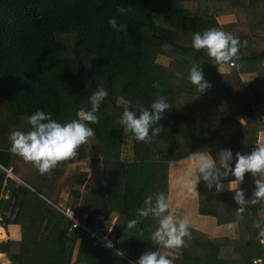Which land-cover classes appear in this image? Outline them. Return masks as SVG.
<instances>
[{
    "label": "trees",
    "instance_id": "trees-1",
    "mask_svg": "<svg viewBox=\"0 0 264 264\" xmlns=\"http://www.w3.org/2000/svg\"><path fill=\"white\" fill-rule=\"evenodd\" d=\"M117 7L126 13L118 14ZM112 16L125 25L123 31L108 25ZM208 29L239 38L234 67L221 64L219 72L205 50L192 47L193 33ZM193 64L211 85L203 93L187 79ZM153 81L161 85L170 108L160 121L163 130L145 143L125 136L117 121L125 105L150 108L157 92ZM98 87L108 92L96 113L98 123L90 124L96 142L91 168L100 169V176L83 195L87 174L79 173L72 189L67 183V197L80 219L88 215L89 230L113 229L114 249L82 228L71 229V220L51 205L63 199L60 187L68 163L88 157L87 143L76 157L45 174L9 150L11 132L31 129L27 116L39 109L60 123L76 119L78 111L90 110L88 97ZM261 131L264 0H0V164L13 167L20 181L6 179L0 170V216L4 224L20 226L22 237L9 241L4 226V260L7 254L13 264H133V256L151 248L150 236L158 227L157 218L140 217L137 209L145 207L148 195L167 196L169 165L198 150L214 156L221 149H231L234 157L248 153ZM129 147L132 160L123 162ZM254 179L246 173L241 182L246 200L252 198ZM231 180L235 177L222 182ZM198 195L203 201L216 198L200 213L220 226L233 224L236 236L211 238L189 227L180 264L264 261V237L255 226L260 222L264 228V204L250 202L237 214L234 191L209 190L203 181ZM132 219L137 224L129 229ZM117 249L123 255L117 256Z\"/></svg>",
    "mask_w": 264,
    "mask_h": 264
},
{
    "label": "clouds",
    "instance_id": "clouds-1",
    "mask_svg": "<svg viewBox=\"0 0 264 264\" xmlns=\"http://www.w3.org/2000/svg\"><path fill=\"white\" fill-rule=\"evenodd\" d=\"M126 11L123 7L116 9L118 14H124ZM107 23L115 32L125 29L124 24L118 23L116 16L110 17ZM191 44L196 50H205L210 58L209 61L217 68L221 64L238 60L239 48L242 46L238 37L221 29L195 32ZM187 79L200 93L211 87L204 78L201 67L195 64L189 69ZM153 87L157 92L150 108L125 105L117 121L125 136L131 134L137 141L145 143L151 142L163 130L160 121L165 118V110L170 108L166 98L160 95L161 85L153 81ZM107 95L105 88L98 87L88 97L90 110H80L76 119L64 123L53 119L51 113L37 109L26 118L31 126L30 130L26 132L16 130L10 133V152L31 162L41 174L56 168L61 161L76 157L79 154L78 149L94 136L90 124L98 123L96 113ZM136 109L139 110L138 115ZM190 159L194 164L186 167L176 177L177 184L185 191L197 192L198 184L203 181L204 186L209 190L214 188L216 192H220L224 187L222 179L232 176L235 177V181L230 182L229 188L234 191L233 199L239 205L236 209L237 214L243 213L250 202L264 204V142L258 143L248 153H235V157L231 149H221L215 156L209 150H198L191 153ZM246 173H250L255 178L252 198L247 200L243 190L238 188ZM144 204L145 207L138 208L137 213L140 217L151 214L158 219V227L150 236L151 241L158 245V248L155 251L144 252L133 261V264H173V260L163 254L161 249H179L185 245L184 238H191L189 220L186 216H174L171 213L164 192L157 193L155 198L151 195L146 196ZM136 224L137 220L132 219L128 221L127 227L132 229ZM255 226L260 228L259 236L264 237V228L261 227L260 222ZM105 246L112 248V241L107 240ZM116 255L121 256L123 253L117 249Z\"/></svg>",
    "mask_w": 264,
    "mask_h": 264
},
{
    "label": "crops",
    "instance_id": "crops-1",
    "mask_svg": "<svg viewBox=\"0 0 264 264\" xmlns=\"http://www.w3.org/2000/svg\"><path fill=\"white\" fill-rule=\"evenodd\" d=\"M219 21L221 23H223L226 21V19H219ZM223 110L224 111L226 110L225 112H227L226 107H223ZM261 134H263V135L261 136ZM260 136H261V138H260ZM260 136L258 139V143L264 142V132L263 131L260 132ZM131 150H132L131 147H129L126 155L121 157V160L123 162H130L131 161V159H132V156H131L132 151ZM128 152H130V154H128ZM91 159H92L91 156L88 155V157L85 159H76V160H72L69 162L71 164L68 166L67 171L65 172V176L63 178V181H62V184L60 187L61 192H63L64 189L68 192L67 183H71L70 189H72V186L74 187V185H76L77 178L75 176H78V174L81 172L87 174V177L85 178L84 187H83V189H81L82 194L88 190V186L91 185V183L93 182V180L95 178V176H93V173L91 172V170L93 171V169L91 168ZM176 163H181V164L175 165V163H172L169 165L167 199H168V203H169V210L171 211V213L174 216H186V218L189 220V227L190 228L192 227V228H196L198 230L199 227H201V226L207 227L208 230L201 231V232L206 233L211 238H224V237H227L230 239L235 238L236 231H235V227L233 224H227V225L220 226L217 224V221L214 217L205 216V215H202L200 213L201 207L213 205L216 202L215 197H211V198H209V200L203 201L202 199L199 198L198 186H197V192L189 193V192L185 191L179 184H177V182L175 183L177 175L180 172H182L186 167L194 164V161L191 160L189 157L188 159H185L183 161H178ZM70 166H73V168H71ZM234 181L235 180L223 181L222 183H223L224 187H223V190L220 191V193L233 191L229 187H230V182H234ZM240 187H241V183L238 185V188H240ZM181 193L183 196H185V200H184L185 203L184 204H186V205L180 206L178 208V206L175 205L177 203L176 198L178 196H181ZM81 203H82V197L79 198L78 205H81ZM197 204H198V206H197ZM4 225L7 226L8 234L11 236L9 241L12 239H14V240H20L21 239V230H20L21 228L18 225H11V224H9V225L4 224ZM12 229H15V231H16L15 236H12ZM199 231H200V229H199ZM4 241H6V240H4ZM150 246H151V248L150 247L147 248L145 250V252L155 251L158 248V245H155L152 241L150 242ZM161 250H163L165 252L166 256H173V257L178 258V260H173V264H176V262H177V264L181 263L180 248L179 249H161ZM139 256H137V258ZM7 257H8V255L5 254V259L9 262H12L9 259V257H8L9 260L7 259ZM18 264H19V262H18Z\"/></svg>",
    "mask_w": 264,
    "mask_h": 264
},
{
    "label": "rangeland",
    "instance_id": "rangeland-1",
    "mask_svg": "<svg viewBox=\"0 0 264 264\" xmlns=\"http://www.w3.org/2000/svg\"><path fill=\"white\" fill-rule=\"evenodd\" d=\"M184 7H186V8H190L192 11L196 8V6L195 5H193V4H189V3H186L185 5H184ZM230 66V65H229ZM221 110L223 111V112H225L224 110H223V107H221ZM263 134H261V136H262ZM261 136H260V138H261ZM95 145H96V142L94 141V140H92L91 138H90V140L88 141V143H87V147H88V155H90L91 156V158H93L94 156H95V152H94V148H95ZM130 146H131V144H130ZM132 149V148H131ZM132 151V150H131ZM125 152H127V148L125 149ZM128 154H130V152H128ZM133 155V151L131 152V156ZM133 157V156H132ZM132 160V159H131ZM72 161V160H71ZM71 163H68V166L70 165ZM181 163H175V165H180ZM185 164V163H184ZM183 164V165H184ZM182 165V166H183ZM71 168H73V166H70ZM181 167V166H180ZM91 172L93 173V176H95V178L94 179H97L98 178V176H100V169H93V171L91 170ZM15 176V175H14ZM169 177V176H168ZM13 178H15V177H13ZM7 179V178H6ZM16 179V178H15ZM19 181V180H18ZM20 182V181H19ZM175 183H176V181H175ZM84 187V186H83ZM83 187L81 186V188H80V191L82 192V190L81 189H83ZM90 186H88V188H89ZM63 194H62V196H63V199L61 200V202H60V204L61 205H66V206H70V204H69V200H72V199H70V197H67L68 196V194H69V192H67L65 189H64V191L62 192ZM85 193V192H84ZM83 193V194H84ZM65 197V198H64ZM71 198H72V196H71ZM177 200V203L175 204L176 206H178V208L180 207V206H185L186 204H184L185 202H184V200H185V196H183L182 195V193H181V196H178L177 198H176ZM49 203H50V201H49ZM197 206H198V204H197ZM114 220H116V218L114 219ZM114 220H113V222H114ZM116 222V221H115ZM5 225H4V222H3V218H2V216H0V242H3L4 240H7V234H6V230H5V227H4ZM196 226V225H195ZM20 227V226H19ZM192 228V227H191ZM194 229H196V228H194ZM199 229H200V231H206V230H208V228L207 227H199ZM198 229V230H199ZM21 230V229H20ZM112 230V231H111ZM197 230V229H196ZM109 231V233L111 234V237L113 238L114 237V233H113V229H111L110 228V230H108ZM10 236V235H9ZM11 237V236H10ZM22 238V237H21ZM12 240H14V239H12ZM21 240V239H20ZM7 249V248H6ZM161 252L163 253V254H165V252L163 251V250H161ZM166 255V254H165ZM130 257V256H129ZM168 257H170V259H172V260H178V258L177 257H173V256H168ZM131 258H132V256H131ZM133 258L136 260V256H133ZM7 259H8V257H7ZM9 260V259H8ZM5 263H2V264H12V262H9V261H7L6 259L5 260H3ZM7 261V262H6ZM253 264H254V261H253Z\"/></svg>",
    "mask_w": 264,
    "mask_h": 264
},
{
    "label": "built area",
    "instance_id": "built-area-1",
    "mask_svg": "<svg viewBox=\"0 0 264 264\" xmlns=\"http://www.w3.org/2000/svg\"><path fill=\"white\" fill-rule=\"evenodd\" d=\"M231 67H234L236 65V62L229 63ZM0 170L6 174L7 177H15L13 174V167L6 168L0 164ZM16 178V177H15ZM17 179V178H16ZM18 180V179H17ZM51 203V202H50ZM59 212H61L65 217H67L69 220H71V229H76V228H82L86 230L89 234L93 235L95 238L98 240L102 241L104 244H106L107 240H111L112 238L110 236L109 231L105 230H100L98 229L97 231H92L87 228V220H88V215L83 214L81 219L78 217L76 211L71 208L70 206H64L61 204H52ZM106 224H102L99 227L105 228ZM262 243H264V240H261ZM114 249V247H112ZM254 264H264V261L262 259H257L254 261Z\"/></svg>",
    "mask_w": 264,
    "mask_h": 264
},
{
    "label": "bare ground",
    "instance_id": "bare-ground-1",
    "mask_svg": "<svg viewBox=\"0 0 264 264\" xmlns=\"http://www.w3.org/2000/svg\"><path fill=\"white\" fill-rule=\"evenodd\" d=\"M2 263H5V262L3 261V258H2V256L0 255V264H2Z\"/></svg>",
    "mask_w": 264,
    "mask_h": 264
}]
</instances>
